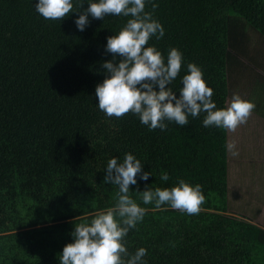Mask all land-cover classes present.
<instances>
[{
    "label": "trees",
    "instance_id": "obj_1",
    "mask_svg": "<svg viewBox=\"0 0 264 264\" xmlns=\"http://www.w3.org/2000/svg\"><path fill=\"white\" fill-rule=\"evenodd\" d=\"M38 2L0 0V264H60L64 247L74 243L75 223H90L115 205L118 187L104 183L107 163L122 162L129 152L151 174L147 181L138 174L130 185L129 194L146 209L125 237L130 254L145 248L144 264H264V217L229 208V131L205 127V113L183 127L171 122L166 130H149L131 112L117 118L99 110L102 64L113 59L107 38L131 17L89 15L80 31V12L46 20ZM72 2L79 10L82 0ZM145 11L164 28L146 46L165 62L170 48L183 56L169 87L179 96L187 65L195 63L213 102L225 108L232 79L244 71L240 54L258 58L244 48L242 25L264 38V0H146ZM252 120L236 129L234 152L248 163L264 160V148L255 145V131H264ZM180 179L201 185L198 214L142 203L137 191L171 188Z\"/></svg>",
    "mask_w": 264,
    "mask_h": 264
},
{
    "label": "clouds",
    "instance_id": "obj_2",
    "mask_svg": "<svg viewBox=\"0 0 264 264\" xmlns=\"http://www.w3.org/2000/svg\"><path fill=\"white\" fill-rule=\"evenodd\" d=\"M73 11L72 0H39L36 11L46 20H63L69 13L80 12L75 21L80 31L93 19L115 15L131 17L118 33L107 38L106 52L112 60L103 62V83L96 86L95 96L99 110L108 117H123L131 112L139 117L149 130H166L168 123L183 127L189 117L197 118L205 113V127H219L230 132L246 123L255 105L239 94H234L223 109L213 102V89L203 78V72L195 63L187 65V74L182 77L179 96L169 85L177 78L182 68L183 56L177 48H170L165 62L164 55L155 46H146L155 36H164L163 25L145 11L146 0H88L89 7ZM158 7L153 3V11ZM119 58V59H117ZM229 150L235 148L228 144ZM238 153L233 152V155ZM142 173V174H141ZM147 181L150 172H143V165L131 152L123 161L111 158L106 167L105 184L118 187L113 207L97 212L90 223H75L71 233L74 243L67 244L60 255V264H144L145 248L130 254L124 240L146 214V209L132 198L130 185L137 184V175ZM161 180L168 181L167 172ZM144 205L155 204L156 208L168 205L174 210L189 215L198 214L205 202L202 187L180 179L171 188L146 187L137 191Z\"/></svg>",
    "mask_w": 264,
    "mask_h": 264
},
{
    "label": "rangeland",
    "instance_id": "obj_3",
    "mask_svg": "<svg viewBox=\"0 0 264 264\" xmlns=\"http://www.w3.org/2000/svg\"><path fill=\"white\" fill-rule=\"evenodd\" d=\"M243 31L242 35L245 38L244 48H248L253 54L257 55L258 58L254 57V61H250L246 56L240 54V60L243 61L244 71L250 75L244 77L245 82L249 80L248 85L241 86L240 89L244 92L240 93L237 89V94H239L245 100L253 103L255 109L258 111L261 110L264 112V91L262 90L261 81H256L252 76L251 71H260L264 72V38L260 34L251 28L247 23L243 22ZM241 36V35H240ZM247 52V51H246ZM248 53V52H247ZM246 54V53H245ZM247 59V60H245ZM249 60V61H248ZM236 94L230 89V96L228 98V103L231 100V97ZM227 103V104H228ZM258 107V108H257ZM254 125L259 126L260 124L256 123L254 120ZM240 127V126H239ZM239 127L237 129H239ZM229 133V143H236L238 141L239 135L235 132ZM255 134L258 136V141L255 145L261 150L264 148L262 142V132L259 130L255 131ZM241 143V140H239ZM238 142V144H239ZM255 142V141H254ZM250 142H246L245 147L249 148L247 145ZM254 146V143H253ZM236 150L234 148L229 156L228 161V180H229V208H238L240 211L246 213V216L249 218L254 217L257 210L258 201H263L264 192L262 188V179L263 173L262 169L264 167V160L259 159L258 162H249L241 160L240 156L233 155V152ZM264 152V149H263ZM236 157V158H235ZM258 163V164H254ZM257 205V206H256ZM233 207V208H232ZM235 209L234 211H237ZM248 214V215H247ZM257 217H264V213L259 211Z\"/></svg>",
    "mask_w": 264,
    "mask_h": 264
},
{
    "label": "crops",
    "instance_id": "obj_4",
    "mask_svg": "<svg viewBox=\"0 0 264 264\" xmlns=\"http://www.w3.org/2000/svg\"><path fill=\"white\" fill-rule=\"evenodd\" d=\"M251 72H252V76L254 77V79L256 81H259V80L261 81L262 90L264 91V72H260V71H251ZM248 75H250V74H248L246 72H241L240 74H238V77L232 79L231 85L233 87L231 89H232V91L234 93L237 94V89H238V92H240V93L244 92V91H242L240 89V87L249 84V80H247V82H245L246 79H244V77H246ZM251 115L253 116L252 123H254V120H255L256 123L262 125V129L264 131V112L261 111V110L258 111L254 107ZM262 137L264 138V135ZM261 154L264 155V152H262ZM253 162H258V161H253ZM254 164H258V163H254ZM261 171L263 173L262 188H263V192H264V167H263V169ZM262 198H263V201H258L257 202V204H259V205L258 206L256 205L257 206V210L255 212L254 217H251V219H256L258 212L261 211L264 208V197H262Z\"/></svg>",
    "mask_w": 264,
    "mask_h": 264
}]
</instances>
